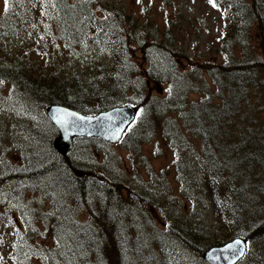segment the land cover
<instances>
[{
    "label": "trees",
    "instance_id": "16d2710c",
    "mask_svg": "<svg viewBox=\"0 0 264 264\" xmlns=\"http://www.w3.org/2000/svg\"><path fill=\"white\" fill-rule=\"evenodd\" d=\"M226 1L235 23L221 39L227 56L224 62H199L178 55L173 37L166 32L144 47L151 64L158 68L152 71L135 68L129 53L136 45L130 39L136 26L129 28L125 17L112 7H104L99 15L97 7L101 4L96 0H35L34 4H43L58 31L67 33L65 37L89 43L103 41L112 68H99L86 78L76 71L48 77L13 68L9 76L12 88L38 100L41 106L60 104L88 115L116 105H136V119L119 145L136 153L143 143L162 137L184 159L177 162L180 193L195 202L206 190L215 208L232 225L243 216L245 198H257L259 203L264 198V133L252 127L254 113L261 115L264 109V97L261 93L254 104L250 94L255 84L264 86V53L253 54L249 47L250 27L264 17V0ZM142 39L138 37L141 45ZM235 47L243 51L239 59L233 58ZM2 78L8 79L6 75ZM150 85H166L167 93H148ZM130 91L133 96H127ZM192 94L199 97L193 99ZM47 122L56 134L55 126ZM42 138L43 133L37 132L36 141ZM83 141L90 145L103 143L84 137L76 138L74 143ZM254 149L258 150L252 152ZM69 153L66 157L55 150L33 153L23 168L10 172L22 176L17 184L22 194L36 193L47 206L38 212L49 228L44 238L51 243L49 247L32 243L24 235L19 248L22 263L178 264V258L183 256L185 260L190 255L205 263L201 254L213 244L198 237L203 232L198 217L174 222L168 218L161 221L164 227L160 228L158 220L147 214L149 203L142 200L138 190L128 189L125 198L119 182L80 171L69 160ZM253 165L259 173H254L257 177L248 190L250 179L246 177L240 183L244 178L240 170L248 171ZM25 215L22 210L23 220ZM254 226L251 242L258 240L260 246L251 252L256 259L249 261L245 255L246 259L236 264H259L258 259L264 256V215L256 219Z\"/></svg>",
    "mask_w": 264,
    "mask_h": 264
},
{
    "label": "rangeland",
    "instance_id": "374dc122",
    "mask_svg": "<svg viewBox=\"0 0 264 264\" xmlns=\"http://www.w3.org/2000/svg\"><path fill=\"white\" fill-rule=\"evenodd\" d=\"M96 2L101 4L97 7L99 15H102L104 7H112L125 17L129 28L136 26L135 32L133 29L131 33L129 31L131 41L136 42L129 53L134 57L131 60L135 62L136 69L158 70L154 63L151 64L148 52L144 53V47L148 46L152 39L156 40L166 32L173 37L178 55L199 62L210 60L219 63L227 59L221 48V39L231 32L235 17L226 0ZM34 3L35 0H8L5 9V0H0V264H28L22 263L20 258L22 251L19 248H22L24 235L28 241L32 240V243L47 247L51 243L49 239L44 238V233L49 228L42 221V214L38 212L40 208L46 209V202H42L36 193L22 194V190L17 186L22 181V176L10 172L23 168L33 153L54 151L52 142L57 135L49 130L48 118L43 111L44 105L41 106L38 100L27 94L22 95L17 88H12L10 72L14 71L13 68H23L32 76L44 74L49 77L76 71L78 75L86 78L90 74L94 75L95 70L99 68H112L109 53L102 45L103 41L89 43L88 40L65 37L67 33L62 35L58 31L43 4ZM249 32V47L252 53H264V17L253 23ZM137 35L143 38L140 40L142 45L138 43ZM233 51L234 59L243 56L240 48L235 47ZM3 75L7 76V81L2 78ZM51 79L54 81L56 78ZM146 92L166 94V85L161 88L150 85ZM261 93L264 97V86L255 84L251 87L250 94L254 104L257 99L260 100ZM127 96H133L132 91L128 92ZM198 97L191 95L193 99ZM215 101L218 99L215 98ZM252 127L258 130L259 134L264 133V109L261 115L254 113ZM37 132L43 133V138L36 141ZM100 141L103 143L94 145L86 144L85 141L75 142L74 150L69 153V160L78 165L76 168L80 171H91L99 174L101 179L119 182L125 198L128 189L138 190L142 200L149 203L147 214L158 220L160 228L164 227L162 222L168 218L174 222L184 217L190 220H196L198 217L197 220L203 229L198 237L204 238L202 242L216 246L235 237H242L251 242L250 231L255 227L256 219L264 215V198L260 200L261 205L257 198H245L242 218L230 225L225 221L224 213L215 208L206 190L197 196L195 202L191 199L189 201V197L180 193L177 162L184 159L180 152L170 149L162 137L157 136L152 141L143 143L136 153L119 145L121 142L110 144ZM240 172L244 176L240 183L243 184L245 178L249 177V190L257 177L254 173H259V169L253 165L250 170ZM16 177H20V180L16 181ZM35 201L38 203L33 205ZM22 204L25 205L23 209ZM22 210L26 214L25 220L22 218ZM39 247L45 250L47 248L41 245ZM259 247L258 240L247 243L246 257H249V261L256 259V255L251 252ZM258 261L259 264H264V256ZM177 262L208 264L205 261L198 262L193 255L185 260L182 256ZM30 264L40 263L32 260Z\"/></svg>",
    "mask_w": 264,
    "mask_h": 264
},
{
    "label": "water",
    "instance_id": "95a60500",
    "mask_svg": "<svg viewBox=\"0 0 264 264\" xmlns=\"http://www.w3.org/2000/svg\"><path fill=\"white\" fill-rule=\"evenodd\" d=\"M44 114L57 128L53 149L65 157L75 138H98L106 143H118L136 117L135 106H115L97 114L86 115L60 104H46ZM231 245V247H229ZM246 239L235 237L205 249L201 255L208 264H236L246 253Z\"/></svg>",
    "mask_w": 264,
    "mask_h": 264
},
{
    "label": "snow or ice",
    "instance_id": "6c2138e0",
    "mask_svg": "<svg viewBox=\"0 0 264 264\" xmlns=\"http://www.w3.org/2000/svg\"><path fill=\"white\" fill-rule=\"evenodd\" d=\"M7 2L8 0H5V9H7ZM229 247H231V245H229Z\"/></svg>",
    "mask_w": 264,
    "mask_h": 264
}]
</instances>
